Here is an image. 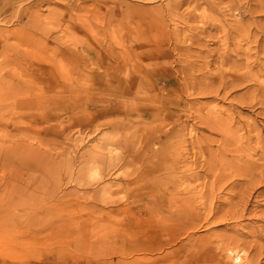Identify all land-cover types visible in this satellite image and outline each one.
Segmentation results:
<instances>
[{
  "label": "rangeland",
  "instance_id": "1",
  "mask_svg": "<svg viewBox=\"0 0 264 264\" xmlns=\"http://www.w3.org/2000/svg\"><path fill=\"white\" fill-rule=\"evenodd\" d=\"M0 264H264V0H0Z\"/></svg>",
  "mask_w": 264,
  "mask_h": 264
},
{
  "label": "bare ground",
  "instance_id": "2",
  "mask_svg": "<svg viewBox=\"0 0 264 264\" xmlns=\"http://www.w3.org/2000/svg\"><path fill=\"white\" fill-rule=\"evenodd\" d=\"M259 84V83H258Z\"/></svg>",
  "mask_w": 264,
  "mask_h": 264
}]
</instances>
